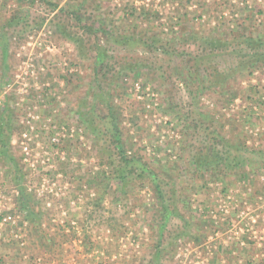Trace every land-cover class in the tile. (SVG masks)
Instances as JSON below:
<instances>
[{"label": "rangeland", "instance_id": "374dc122", "mask_svg": "<svg viewBox=\"0 0 264 264\" xmlns=\"http://www.w3.org/2000/svg\"><path fill=\"white\" fill-rule=\"evenodd\" d=\"M73 12L94 31L72 27ZM0 36V264H149L158 198L145 176L118 179L107 99L129 154L204 221L200 242L178 240L161 264H264V62L236 69L242 40H264V0H0ZM151 38L177 55L142 46ZM213 131L246 151L222 182L193 167ZM20 188L42 225L25 221Z\"/></svg>", "mask_w": 264, "mask_h": 264}, {"label": "trees", "instance_id": "16d2710c", "mask_svg": "<svg viewBox=\"0 0 264 264\" xmlns=\"http://www.w3.org/2000/svg\"><path fill=\"white\" fill-rule=\"evenodd\" d=\"M20 3H27V4H34L36 0H17ZM56 8V6H55ZM67 16L69 15V12L66 13ZM73 12L70 16L72 21L74 22L72 27H76L79 30H84L86 33H92L94 30L95 22L92 21L89 24V21L92 20V16L89 15L87 17H83V14ZM145 16V14L143 15ZM99 29H103V26L101 23H97ZM12 26H18L15 24L14 21H11L10 24L6 25L7 28ZM5 35V34H4ZM6 37V36H5ZM2 36H0V39ZM131 40L134 37H130ZM236 38V37H235ZM242 39L244 36L241 37ZM141 40L140 38H138ZM217 39V38H214ZM234 41H237L236 39H233ZM119 41V40H118ZM126 40H122L121 43H125ZM119 43V42H118ZM216 47L218 49L220 48H226L227 45H229V41L227 40H220L217 39ZM3 44V43H2ZM139 45L140 43L135 40L130 41V45ZM241 46H244V52L240 51L238 52V57L241 58V61L239 63V66H237L238 72H243L244 70L248 71H254L260 64L264 62V40L260 38H244L242 42L240 43ZM2 46V45H1ZM142 46L146 47L148 50L149 48L153 51H163L164 54H168L172 58L175 57L177 49L171 48L167 45L161 44L159 47L156 46V39L152 38L150 41H145L142 43ZM246 49H248L246 51ZM3 50V57L6 59L7 56V49L5 46L2 47ZM216 50V49H214ZM181 55V54H179ZM106 56L103 52L98 53L97 59L95 62V68L97 69H104L107 68V73H109V69L111 70L112 67H110L109 64H105ZM196 61H198L196 59ZM189 64L193 63V60L188 61ZM139 73V72H138ZM222 76L216 75L213 79V83L216 86L224 87L227 85V79L221 78ZM202 80V79H201ZM198 81V80H197ZM205 81L202 80L199 81L198 85H203L204 87ZM108 95L111 96V94L108 92ZM106 107L109 110V116L110 119L108 122V126L105 127L106 130L109 133H105L102 131V136L106 138V146H110L109 149L115 154L119 156V165L117 170V177L122 182L123 186H127L129 184L130 179L134 175H139L141 177H146L149 179L150 185L154 188L156 192V196L158 198V208L157 212H159V215L161 217V221L158 223V231H157V239L153 242L151 245L152 255L151 260L149 264H161V259L163 256L167 253L170 254V252L175 251L176 243L178 240H183L185 238H189L191 240L195 239L196 241H199L204 237L203 232V220H200L197 216H186L185 212L181 210L178 201H173V197L176 196V193L172 197V200H169L167 197V193L165 189L162 187V184L160 182V178L157 172L151 169V167L148 166L146 162H144L140 157H137L135 155H130L129 151L126 148V139L123 138L121 129L119 127V124L116 121V108L112 106V103L107 100H103V102ZM97 126V123H96ZM3 127V120L0 122V128ZM100 127H96V131H98ZM1 131V129H0ZM101 132V130H99ZM1 135V133H0ZM205 142V141H204ZM2 148H4L6 145H4V141H0ZM207 144V148L197 152L193 162V167L195 168V171H197V177L204 180L211 181H226L230 178L231 171L234 170L238 165H242L245 163V159L243 156L246 151L243 150V152H239V147L234 141H228L225 139V136H223L220 133H217L213 131L210 133L206 139L205 144ZM235 151V152H234ZM6 153V147L5 150L2 151L0 149V155ZM260 158H263L261 156ZM260 166L262 164H259ZM259 167V166H256ZM232 169V170H230ZM230 170V171H229ZM198 177V178H199ZM20 197H19V209L22 213L25 221L27 223H30L34 226L36 225H42L40 222L42 219V207L39 206L38 202H29V199L31 198L28 193H26V190L24 188H20ZM39 206V207H38ZM41 211H40V210ZM190 209V208H189ZM172 219H180L184 224L180 229L178 230L177 227L174 228L173 232L167 230V227L169 223L172 221ZM202 223V224H201ZM201 224V225H200ZM169 231V232H168ZM168 233V235H167ZM172 233V235H170ZM263 261L261 262V264Z\"/></svg>", "mask_w": 264, "mask_h": 264}]
</instances>
